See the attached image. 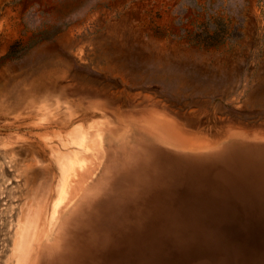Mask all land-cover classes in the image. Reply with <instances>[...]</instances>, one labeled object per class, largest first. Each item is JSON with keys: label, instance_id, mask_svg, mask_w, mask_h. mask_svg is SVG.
I'll use <instances>...</instances> for the list:
<instances>
[{"label": "rangeland", "instance_id": "374dc122", "mask_svg": "<svg viewBox=\"0 0 264 264\" xmlns=\"http://www.w3.org/2000/svg\"><path fill=\"white\" fill-rule=\"evenodd\" d=\"M262 146L264 0H0V264H264ZM100 189L125 213L96 249Z\"/></svg>", "mask_w": 264, "mask_h": 264}, {"label": "bare ground", "instance_id": "6f19581e", "mask_svg": "<svg viewBox=\"0 0 264 264\" xmlns=\"http://www.w3.org/2000/svg\"><path fill=\"white\" fill-rule=\"evenodd\" d=\"M166 125V124H165ZM163 126V125H162ZM171 125H169V127H170ZM165 127V126H164ZM169 127H167L168 129H169ZM162 128L163 127H159V126H154V125H152V126H148V127H146V130L148 131L147 132V134L146 133H144L143 134V137L145 138V134L147 135V136H149L150 138L152 137L153 139H159V138H161V139H163V133H162ZM166 129V128H165ZM167 129V130H168ZM164 130V129H163ZM171 130H172V128H171ZM173 132H172V134H174L175 135V133H176V131H174V130H172ZM231 131V130H230ZM231 133V132H230ZM233 133H234V131H233ZM165 134H169L168 133V131H167V133L165 132ZM170 134H171V132H170ZM228 134H229V132H228ZM258 134H260V133H258ZM176 135H178V134H176ZM261 135V134H260ZM170 136V135H169ZM229 136V135H228ZM230 137H233V136H230ZM236 137H238V136H236ZM171 138V137H170ZM229 138V137H228ZM241 138V137H240ZM244 138V137H243ZM165 139H167V138H165ZM165 139H163V140H165ZM238 139H239V137H238ZM221 140H222V138H221ZM244 140V139H243ZM248 140H250V138L248 139ZM170 141H172V140H170L169 139V142ZM236 141V140H235ZM252 141H253V139H252ZM261 141V140H260ZM141 142H142V140H137L131 147H129V148H127V146L125 145V144H123V143H121V144H119L118 146H116L115 147V150H113V153L115 154V157H116V162H115V164H114V166H113V171L111 172V174L109 175V178H110V180H112L111 181V183H110V187L105 191V193H110V190L111 189H113L117 184H119V181H120V179L121 178H123L124 176L125 177H127V176H130V177H133V178H136V164L138 163V161H140L141 160V158H143L144 159V154H146V151L145 150H143L142 148H141V146H142V144H141ZM177 142H179L178 141V139H177ZM242 141H240L239 143H241ZM249 142V141H248ZM247 142V143H248ZM172 143H175V144H177L176 143V141L174 142V140L172 141ZM219 143V142H218ZM170 144V143H169ZM191 144V143H190ZM242 144V143H241ZM244 144H246L245 142H244ZM172 144H170V146H171ZM177 145H181V143L179 144H177ZM176 145V146H177ZM189 145V144H188ZM243 145V144H242ZM254 145V144H253ZM257 145V144H256ZM255 145V146H256ZM248 145H246V147H247ZM172 147V146H171ZM181 147V146H180ZM243 147H245V145L243 146ZM261 147V146H260ZM263 148H264V146H262ZM173 148V147H172ZM248 148V147H247ZM249 148H251V147H249ZM155 149V148H154ZM232 149V148H231ZM244 149V148H243ZM252 149V148H251ZM250 149V150H251ZM257 149V148H256ZM259 149H261V148H259ZM178 150H180V149H178ZM183 151H184V149H182ZM239 150V149H238ZM247 150V149H246ZM253 151H254V149H252ZM262 150V149H261ZM181 151V150H180ZM248 151V150H247ZM150 152V151H149ZM208 152V151H207ZM242 152V151H241ZM262 152V151H261ZM168 153V152H167ZM185 153V152H184ZM202 153V152H201ZM245 153V152H244ZM250 153V154H249ZM248 154L251 156V154H252V156L253 155H256V154H254V152L252 153V151L251 152H249ZM93 154H94V152H93ZM104 154V153H103ZM151 154V153H150ZM191 154H193V153H191ZM204 154V153H203ZM207 154V153H206ZM208 154H209V152H208ZM248 154H247V156H248ZM142 155V156H141ZM85 156V155H84ZM246 156V157H247ZM93 156L91 155V157H88V158H92ZM172 157H175V156H172ZM178 157H180V156H178ZM185 157V156H184ZM189 157V156H188ZM162 158V161H161V167H160V177H159V179L158 180H160L161 181V179H163L165 176H167V173H168V170H169V163H168V161H169V158H170V156L169 155H166V154H162V153H160V159ZM191 158H192V156H191ZM148 159V158H147ZM182 159V158H181ZM146 160V159H145ZM150 160V159H149ZM176 160V159H175ZM189 160V159H188ZM144 161V160H143ZM147 161V160H146ZM151 161V160H150ZM174 161V160H173ZM179 161H181V160H179ZM178 161V162H179ZM257 162V161H256ZM147 164V163H146ZM159 164V165H160ZM207 164V163H206ZM150 165H152V163H150ZM211 165V164H210ZM248 166V165H247ZM155 167H157V166H155ZM213 167V166H212ZM151 168H153V167H151ZM214 168V167H213ZM156 169V168H155ZM157 170V169H156ZM234 171V170H233ZM232 171V172H233ZM135 172V173H134ZM172 172V171H171ZM215 172V171H214ZM174 173V172H173ZM247 173V172H246ZM260 173V172H259ZM156 174H157V172H156ZM256 174H258V173H256ZM170 177V176H169ZM207 177V176H206ZM167 178V177H166ZM173 178V177H172ZM203 178V177H202ZM130 179V178H129ZM148 180V179H147ZM169 180V179H168ZM179 180V179H178ZM261 179H259L258 181H260ZM176 181V180H175ZM183 181V180H182ZM162 182V181H161ZM160 182V183H161ZM187 182V181H186ZM176 183V182H175ZM178 183H180V182H178ZM177 183V184H178ZM188 183V182H187ZM197 183V182H196ZM201 183V182H200ZM210 183V182H209ZM219 183V182H218ZM217 183V184H218ZM136 184V183H135ZM163 184V183H162ZM184 184V183H183ZM212 184V183H211ZM161 185V184H160ZM179 185V184H178ZM192 185H194V184H192ZM180 186V185H179ZM199 186V185H198ZM217 186V185H216ZM189 187V186H188ZM215 187V186H214ZM184 188V187H183ZM203 188V187H202ZM248 188H249V186H248ZM247 188V189H248ZM213 189V188H212ZM216 189V188H215ZM260 189V188H259ZM166 190L168 191V189L166 188ZM101 191V192H100ZM152 191V190H151ZM214 191V190H213ZM255 191V190H254ZM100 192V194L99 195H97L98 193ZM99 192L98 193H96L95 195H97V196H94L93 197V200H92V202H91V204H90V206H88V208L86 209V213L84 214V216L82 217V219L80 220V221H78L77 223H76V225L73 227V229H72V232H71V236L72 235H74V233L76 232V230L77 229H80V231L79 232H81L84 236H83V238L85 239V240H88V236L86 235V233L84 232V230H85V227H87L88 226V224L92 221V222H94L95 224V226H96V228H97V230H96V232L94 233V235H93V238L92 237H89V240H90V242L93 244V247L95 246L96 247V249H102V248H104V246L108 243V241H109V239L111 238V236H112V234L117 230V229H119V227L121 226V217H122V214L124 215V213H123V205H122V202H121V198L120 197H118V198H115V199H113V200H110V201H108V200H104V199H98L99 198V196H101V194L102 193H104V191H102L101 189L99 190ZM166 192V191H165ZM250 192V191H249ZM182 193H183V191H182ZM167 195H168V193H167ZM183 195V194H182ZM151 196V195H150ZM177 196V195H176ZM189 196V195H188ZM108 197V196H107ZM173 198V197H172ZM172 198H170V199H172ZM175 198V197H174ZM174 198H173V201H174ZM185 198V197H184ZM183 198V199H184ZM144 199V198H143ZM182 199V200H183ZM221 199H223V198H221ZM145 201H147L146 199H144ZM178 200V199H177ZM180 200V199H179ZM108 201V202H107ZM172 200H170V202L169 203H171V202H173ZM203 201V200H202ZM201 201V202H202ZM136 202V201H135ZM181 202V201H180ZM211 202V201H210ZM148 203V202H147ZM185 203H187V201L185 202ZM189 203V202H188ZM149 204V203H148ZM190 204V203H189ZM222 204V203H221ZM171 205V204H170ZM174 205V204H173ZM202 205V204H201ZM131 206V205H130ZM149 206H150V204H149ZM194 206V205H193ZM125 207V206H124ZM152 207V206H151ZM148 208V207H147ZM181 208V207H180ZM185 208V207H184ZM212 208V207H211ZM255 208V207H254ZM258 208V207H257ZM153 209V208H152ZM159 209V208H158ZM183 209V208H182ZM252 210V209H251ZM61 213V212H60ZM158 213H160V211L158 212ZM203 213V212H202ZM148 215H149V213H147ZM147 214H145V215H147ZM150 214H151V212H150ZM157 214V213H156ZM155 214V215H156ZM196 214V213H195ZM133 216V215H132ZM135 216H139V214L138 215H135ZM141 216H144V214L143 215H141V213H140V216L139 217H141ZM152 216H154L153 214L151 215V217ZM54 217V216H53ZM149 217V216H148ZM157 218H158V215L156 216ZM155 217V218H156ZM49 218V217H48ZM52 218V217H51ZM144 218V217H143ZM146 218V217H145ZM205 218V217H204ZM47 219V218H46ZM141 219V218H140ZM164 220V219H163ZM202 220V219H201ZM46 221V220H45ZM145 221V220H144ZM59 222V221H58ZM202 222H204L203 220H202ZM207 222V221H206ZM46 224H47V222H45ZM91 224V223H90ZM156 224V223H155ZM58 225V224H57ZM154 225V224H153ZM152 225V226H153ZM125 226V225H124ZM144 226V225H143ZM205 226H207V225H205ZM208 226H209V224H208ZM57 227V226H56ZM135 226L133 225V228H132V230H133V232L131 231V233H129L128 234V242H130L132 239L134 240V242H136L135 241V238H136V233H135V231H136V229L134 228ZM203 227V226H202ZM42 228V227H41ZM209 228H210V226H209ZM41 230V229H40ZM124 230H126V228L124 229ZM135 230V231H134ZM207 230V229H206ZM215 231V230H214ZM125 233H126V231H125ZM153 233V232H152ZM207 233V231L205 232V234ZM210 234V233H209ZM218 234V233H217ZM118 235V234H117ZM116 235V236H117ZM121 235V234H120ZM203 235V234H202ZM71 236H70V238H71ZM200 237V236H199ZM198 237V238H199ZM206 237H209V236H206ZM212 237H214V236H212ZM156 238V237H155ZM197 238V239H198ZM196 239V240H197ZM195 240V241H196ZM69 241V240H68ZM169 241V240H168ZM201 242V241H200ZM204 242V241H203ZM207 242V241H206ZM164 243V242H163ZM205 243V242H204ZM204 243H202L203 245H204ZM95 244V245H94ZM162 244V243H161ZM174 244H175V242H174ZM201 244V245H202ZM163 245H165V244H163ZM202 245V246H203ZM66 246V245H65ZM193 246V245H192ZM197 246V245H196ZM206 246H208L207 245V243H206ZM165 247V246H164ZM163 247V248H164ZM193 247H195V246H193ZM205 247V246H204ZM212 248H213V246H211ZM206 248V250L207 249H210V248H208V247H205ZM204 248V249H205ZM192 249H194V248H192ZM200 250L202 249L203 250V248H199ZM64 250H65V247L62 249V251H60V253H59V256L62 258H65L64 257ZM181 250V249H180ZM197 250V249H196ZM200 250H198V251H200ZM206 250H204L203 251V253H206L207 254V252H205ZM208 251V250H207ZM192 252V251H191ZM195 252V251H194ZM200 252H202V251H200ZM210 252H211V250H210ZM195 253H197V252H195ZM164 254V253H163ZM162 254V255H163ZM202 254V253H201ZM79 255V254H78ZM187 255V254H186ZM199 255V254H198ZM202 255H204V254H202ZM202 255H199L200 257H202ZM209 255V254H208ZM189 256V255H188ZM193 256V255H192ZM191 256V257H192ZM180 257V256H179ZM186 257V256H185ZM211 257V256H210ZM159 258V257H158ZM194 258V257H193ZM164 259V258H163ZM187 259H188V257H187ZM195 259V258H194ZM150 260V259H149ZM166 260H168V259H166ZM182 260H183V258H182ZM185 260V259H184ZM190 260V259H189ZM160 262H161V260H160ZM159 262V263H160ZM165 263L164 264H167L168 262L170 263V261H167V263H166V261H164ZM162 264H163V261L161 262Z\"/></svg>", "mask_w": 264, "mask_h": 264}]
</instances>
